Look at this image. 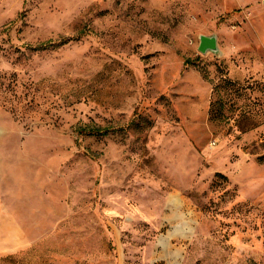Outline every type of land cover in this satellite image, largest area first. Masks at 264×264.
Here are the masks:
<instances>
[{
  "label": "rangeland",
  "instance_id": "rangeland-1",
  "mask_svg": "<svg viewBox=\"0 0 264 264\" xmlns=\"http://www.w3.org/2000/svg\"><path fill=\"white\" fill-rule=\"evenodd\" d=\"M1 210L0 264H264V0H0Z\"/></svg>",
  "mask_w": 264,
  "mask_h": 264
},
{
  "label": "crops",
  "instance_id": "crops-1",
  "mask_svg": "<svg viewBox=\"0 0 264 264\" xmlns=\"http://www.w3.org/2000/svg\"><path fill=\"white\" fill-rule=\"evenodd\" d=\"M22 224L13 212L0 211V257L19 252L24 246Z\"/></svg>",
  "mask_w": 264,
  "mask_h": 264
},
{
  "label": "water",
  "instance_id": "water-1",
  "mask_svg": "<svg viewBox=\"0 0 264 264\" xmlns=\"http://www.w3.org/2000/svg\"><path fill=\"white\" fill-rule=\"evenodd\" d=\"M198 49L200 52L217 51V40L215 36L201 35Z\"/></svg>",
  "mask_w": 264,
  "mask_h": 264
},
{
  "label": "trees",
  "instance_id": "trees-1",
  "mask_svg": "<svg viewBox=\"0 0 264 264\" xmlns=\"http://www.w3.org/2000/svg\"><path fill=\"white\" fill-rule=\"evenodd\" d=\"M91 130H92V131H96V132H98V133H99V130H98V129H96V128H93V129L91 128ZM106 131H107V130H106ZM106 131H105V132H101V133H104V134H105V133H107Z\"/></svg>",
  "mask_w": 264,
  "mask_h": 264
}]
</instances>
